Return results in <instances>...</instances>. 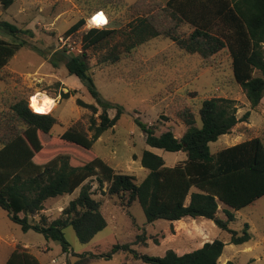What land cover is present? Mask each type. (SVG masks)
<instances>
[{
    "label": "trees",
    "instance_id": "1",
    "mask_svg": "<svg viewBox=\"0 0 264 264\" xmlns=\"http://www.w3.org/2000/svg\"><path fill=\"white\" fill-rule=\"evenodd\" d=\"M15 1L0 0V6L6 10ZM125 5V0H98L95 11L88 17L106 10L112 22L109 6L121 8ZM127 8L131 21L126 28L87 27V17H80L65 32L66 36L79 34L82 51L76 53L64 47L48 55L31 43L34 33L30 29L0 21L14 37L13 41L0 37V71L22 47H29L54 67L63 63L70 75L84 83L102 108L99 121L95 113L91 115L92 135L71 125L52 138L53 144L59 145L58 149H47L42 133H50L58 118L49 112L34 111L29 105V95L0 97V207L24 231L34 230L47 240H57L67 252L70 247L64 233L67 226L74 228L81 242H89L107 226L101 203L93 197L89 183L95 177L99 188L119 197L124 207L138 201L148 223L158 219L176 221L185 217H205L230 232V243L250 241L249 222L244 223L241 232L232 229L230 223L236 220L233 210H240L264 196V141L255 136L216 153L210 147L211 142L230 133L238 122L246 121L250 111L239 117L234 99L205 98L197 113L188 106L176 111V118L186 126L181 136L171 129L156 133L155 125L138 121L149 146L168 151L183 150L187 159L168 166L162 156L145 150L141 163L149 172L137 182L134 175L117 171L94 152L95 141L118 122L125 108L101 95L90 73L87 50L119 32L125 36L126 52L163 36L173 40L183 51L198 54L204 66L215 63L217 54L225 49L230 56L233 79L241 85L251 108L255 109L264 97V0H166L165 3L137 0ZM184 26L191 30H184ZM105 58L116 62L120 53L111 51ZM62 97L69 98L70 92L62 91ZM78 103L97 110L82 99H78ZM112 108L116 109L114 116L108 112ZM81 150L92 156L84 159ZM77 188H80L79 194L62 209L59 217L50 221L40 214L46 200L73 193ZM220 204L228 207L224 209V216L218 214ZM143 240L142 234H138L136 241L115 243L106 252L90 253L89 259H109L122 251L150 264H220L226 244L217 238L184 254L169 249L163 256H151L132 247ZM5 264L43 263L28 248L17 246ZM225 264L239 263L228 260Z\"/></svg>",
    "mask_w": 264,
    "mask_h": 264
},
{
    "label": "rangeland",
    "instance_id": "2",
    "mask_svg": "<svg viewBox=\"0 0 264 264\" xmlns=\"http://www.w3.org/2000/svg\"><path fill=\"white\" fill-rule=\"evenodd\" d=\"M125 1L127 5L121 8L109 6L113 21L97 27L126 28L131 21L127 6L137 0ZM97 3L98 0H16L6 10L0 6V21H10L21 28L30 29L34 33L30 38L31 43L42 48L48 55L64 47L76 53L82 51L79 34L66 36L65 32L82 16L87 17V25H93L88 16L95 11ZM104 12L107 14L106 10ZM183 29L191 30L189 26ZM0 37L14 40L13 35L1 25ZM124 37L119 32L106 42L87 50L90 73L101 95L125 108L118 122L104 131L94 143V152L117 171L134 175L137 182H141L149 172L141 163L145 150L162 156L168 166L186 160L187 153L183 150L168 151L149 146L138 121L155 125L156 133L171 129L177 136H181L186 126L176 118V111L188 106L197 113L205 98L234 99L239 117L250 111L246 121L238 122L230 133L210 143L213 153L255 136L264 141V97L255 110L251 108L243 88L233 79L227 50L217 54L215 63L204 66L198 54L183 51L170 38L154 37L131 52H126ZM115 50L120 53V58L116 62H109L105 57ZM36 91L47 92L57 101L56 107L49 113L58 118V123L50 133H42L47 149H58L56 147L59 145L53 144L52 138L61 135L71 125H77L92 135L91 115L95 113L99 121L102 108L84 83L77 76L70 75L63 63L54 67L37 51L22 47L0 71V97L29 95L27 98L30 105V96ZM62 91H69L70 97L63 98ZM78 99L94 105L96 112L91 106L80 105ZM108 112L114 116L116 109H109ZM198 121L200 124L199 115ZM80 155L84 159L92 156L83 150ZM89 183L92 185L93 197L100 201L101 211L107 220L103 230L89 242H81L74 228L67 226L64 233L70 247L64 252L59 241L47 240L42 233L34 230L24 231L0 207V264H5L17 246L28 248L43 264H67L68 261L70 264H150L122 251L109 259H89L90 253L106 252L115 243L136 241L138 234H142L145 240L134 243L132 247L139 253L151 256H163L169 249L184 254L200 247L201 240L196 234L187 231V225L183 222L158 219L148 223L138 201L124 207L119 197L111 196L99 188L95 177ZM79 192L80 188H77L73 193L49 198L40 214L46 215L50 221L59 217L62 209ZM226 208L220 204L218 214L224 216ZM233 211L236 220L230 223V227L241 232L244 223L249 222L253 237L248 242L251 248H246V244L230 243L229 231L208 218L202 219L207 221L209 240L219 238L226 243L220 264L232 255L237 256L235 259L239 264H264V196ZM186 219L193 221L192 218ZM52 259L56 262H52Z\"/></svg>",
    "mask_w": 264,
    "mask_h": 264
},
{
    "label": "bare ground",
    "instance_id": "3",
    "mask_svg": "<svg viewBox=\"0 0 264 264\" xmlns=\"http://www.w3.org/2000/svg\"><path fill=\"white\" fill-rule=\"evenodd\" d=\"M89 21L95 26H104L108 24L109 19L104 11H98L89 18ZM45 101H49V103H45ZM30 105L36 111L50 112L56 107L57 101L47 92L36 91L30 96Z\"/></svg>",
    "mask_w": 264,
    "mask_h": 264
},
{
    "label": "crops",
    "instance_id": "4",
    "mask_svg": "<svg viewBox=\"0 0 264 264\" xmlns=\"http://www.w3.org/2000/svg\"><path fill=\"white\" fill-rule=\"evenodd\" d=\"M186 218H192V217H185V218H182V219L176 220V221L183 222L184 224H186L187 225L186 226L187 231H190L192 234H196L198 236L197 238L201 240L200 247L203 246V244L205 242L214 240V239L209 240V237H207V234H208L207 221L202 220L205 217L192 218L193 221H189L190 219H186ZM184 220H188V221H186V223H185ZM210 220H212V219H210ZM248 242H246L244 244L247 245L246 248H251L252 246L250 247ZM225 247H226V244H225ZM225 247H224V249H225ZM246 252H249V250H247ZM231 257L234 259V261H236L235 258H237V256H234V255L227 256L225 258V260L223 261V264H225L228 260H232ZM236 262H238V261H236Z\"/></svg>",
    "mask_w": 264,
    "mask_h": 264
},
{
    "label": "built area",
    "instance_id": "5",
    "mask_svg": "<svg viewBox=\"0 0 264 264\" xmlns=\"http://www.w3.org/2000/svg\"><path fill=\"white\" fill-rule=\"evenodd\" d=\"M107 25V24H106ZM87 26H95L94 24L93 25H87ZM52 262H56V260L55 259H52Z\"/></svg>",
    "mask_w": 264,
    "mask_h": 264
},
{
    "label": "clouds",
    "instance_id": "6",
    "mask_svg": "<svg viewBox=\"0 0 264 264\" xmlns=\"http://www.w3.org/2000/svg\"><path fill=\"white\" fill-rule=\"evenodd\" d=\"M45 103H49V101H45Z\"/></svg>",
    "mask_w": 264,
    "mask_h": 264
}]
</instances>
